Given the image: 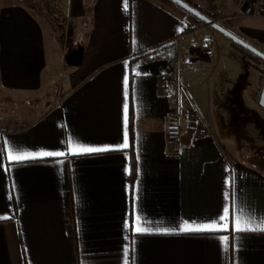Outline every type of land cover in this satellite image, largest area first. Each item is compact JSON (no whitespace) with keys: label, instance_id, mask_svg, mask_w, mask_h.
Segmentation results:
<instances>
[{"label":"crops","instance_id":"crops-1","mask_svg":"<svg viewBox=\"0 0 264 264\" xmlns=\"http://www.w3.org/2000/svg\"><path fill=\"white\" fill-rule=\"evenodd\" d=\"M249 1L191 0L264 53V4L246 15ZM51 5L62 23L33 3L0 0V88L23 98L0 107V264H132L133 256L134 264H264V232L233 230L234 219L255 217V226L264 217V160L232 154L217 139L215 115H224L227 96L219 108L206 97L204 111L178 78L192 55L211 63L214 44L184 48L194 24L160 0ZM176 45L184 59L171 51ZM62 57L68 67L59 79L52 71ZM163 80L168 94L159 92ZM236 102L234 117L243 118L248 107ZM168 113L180 115L177 153L166 147ZM125 131L129 146L120 150L10 159L67 153L70 138L116 147ZM226 207L229 218L220 221ZM214 221L228 230L180 231L185 222ZM136 224L151 231L135 233Z\"/></svg>","mask_w":264,"mask_h":264},{"label":"rangeland","instance_id":"rangeland-1","mask_svg":"<svg viewBox=\"0 0 264 264\" xmlns=\"http://www.w3.org/2000/svg\"><path fill=\"white\" fill-rule=\"evenodd\" d=\"M18 1L26 4L33 3L39 15H46L47 18L49 17L57 23H62L58 15H53L55 11V7L51 5L53 0ZM184 1L205 14V3L197 5L193 4L191 0ZM1 2H7V0H1ZM49 11L51 13H48ZM191 19L195 30L193 33L189 32L190 35L182 40L184 48L188 50L190 48L189 44L192 43L199 50H205V46L210 45V42H212L214 44L212 48L214 59H212L211 63L206 64L205 58H196L192 55L191 59L193 60L191 63L182 66L180 75L178 72V78H181L180 81H182L184 93L194 97L196 106L201 107L204 111L206 97L209 98V104L213 108H219V102L228 97L229 101L225 100L221 102V107L225 110L224 115L220 112H217L215 115L217 139L222 147L232 154L249 159L256 157L263 161L264 106H260L258 101L264 84V60L239 46L222 33H218L217 35L224 39V44L219 40L220 38L214 39V37H208L205 33L206 24L196 17H192ZM206 26L210 27L209 25ZM181 47L180 45H176L171 51L175 53L177 51L176 54H178L179 59H184L185 56L182 54ZM63 62L64 58L62 57V65L58 64L57 68L52 71L53 77H58L59 79L62 77L63 71H65L63 69L68 67ZM7 94V92L0 88V107L4 108L5 104L10 102L11 99L14 103L13 106L19 107L22 105L23 98L15 95L8 96ZM238 98L242 102V104L240 103L241 105L248 107L245 108L246 113L242 112L244 114L243 118L234 117L235 111H233L232 106L238 105L236 102ZM28 103L38 105L40 104V100L33 98ZM42 103H46L43 105L44 108L49 105L46 101H42ZM43 106L42 109H44ZM249 108L256 110L258 113L257 118L256 115H253L255 113L250 112L251 109ZM236 112L239 111L237 110ZM250 155L251 157H249Z\"/></svg>","mask_w":264,"mask_h":264},{"label":"snow or ice","instance_id":"snow-or-ice-1","mask_svg":"<svg viewBox=\"0 0 264 264\" xmlns=\"http://www.w3.org/2000/svg\"><path fill=\"white\" fill-rule=\"evenodd\" d=\"M124 5L125 8L128 6V0H124ZM125 84H128L127 77L125 78ZM124 112H125V125L128 123V104L126 103L124 106ZM69 147H68V152H62V151H55V152H50V151H41V152H25V153H20V154H11L10 159L12 161H25V160H35L37 158H43V157H63L66 154H71V155H82V154H91V153H98V152H107V151H112V150H120L122 148H127L129 146L128 144V134L127 131H125L124 134V143L122 145L116 146V147H91V146H83L78 144V142L75 141L74 138H70L69 141L67 142ZM4 218V217H0ZM229 218V208L224 209V215H222L219 220L220 221H226ZM256 218L255 217H250L249 220L247 221H241L239 219H234V231L238 232H264V217L259 218V222L256 223L255 226H252V221H254ZM127 227V225H126ZM134 232L135 233H145V232H150L151 229L148 227H143L140 226L139 224H136L134 226ZM227 227L224 224H218L217 222H213L211 224H201L198 226H191L187 222H185L184 226L180 228V231L182 232H216V231H227ZM169 231V230H165ZM175 231V230H171ZM224 240H228V237H222ZM133 252H134V244L135 241L133 240ZM129 255L128 250L125 249V256L127 257ZM125 264H128V261L125 260ZM132 264H134V256L132 258Z\"/></svg>","mask_w":264,"mask_h":264},{"label":"built area","instance_id":"built-area-1","mask_svg":"<svg viewBox=\"0 0 264 264\" xmlns=\"http://www.w3.org/2000/svg\"><path fill=\"white\" fill-rule=\"evenodd\" d=\"M264 0H250L244 9L246 15H257L263 7ZM185 54H183L184 56ZM169 83L163 80L162 85L159 88L161 94L169 93ZM182 134V126L180 121V115L177 113H168L166 115L165 123V139L166 147L170 153L178 152L177 139Z\"/></svg>","mask_w":264,"mask_h":264},{"label":"water","instance_id":"water-1","mask_svg":"<svg viewBox=\"0 0 264 264\" xmlns=\"http://www.w3.org/2000/svg\"><path fill=\"white\" fill-rule=\"evenodd\" d=\"M169 1H171L172 3L177 5L178 7L182 8L183 10L187 11L188 13L193 15L194 17L198 18L199 20H201L205 24L211 26L216 31L222 33L223 35H225L226 37L231 39L233 42H235L239 46L243 47L244 49L250 51L252 54L256 55L260 59L264 60V53L262 51H260L259 49H257L253 45L249 44L245 40L241 39L240 37H238L237 35H235L231 31H229L228 29L224 28L223 26H221L219 23H217L216 21H214L213 19H211L207 15L201 13L200 11H198L197 9H195L194 7L189 5L184 0H169ZM258 104L260 106H264V84L262 86V90H261V93L259 96Z\"/></svg>","mask_w":264,"mask_h":264},{"label":"trees","instance_id":"trees-1","mask_svg":"<svg viewBox=\"0 0 264 264\" xmlns=\"http://www.w3.org/2000/svg\"><path fill=\"white\" fill-rule=\"evenodd\" d=\"M161 3L175 9L176 11H178L181 15H184L187 19L191 20L192 21V17H194L193 15H191L190 13H188L187 11L183 10L182 8L178 7L177 5H175L174 3H172L171 1L169 0H160ZM193 7V6H192ZM196 9V8H195ZM193 23V21H192ZM194 30L193 27L190 28V31ZM257 58V57H256ZM248 157V156H247Z\"/></svg>","mask_w":264,"mask_h":264},{"label":"flooded vegetation","instance_id":"flooded-vegetation-1","mask_svg":"<svg viewBox=\"0 0 264 264\" xmlns=\"http://www.w3.org/2000/svg\"><path fill=\"white\" fill-rule=\"evenodd\" d=\"M251 115H252V114H251ZM251 115H250V116H251ZM253 115H256V118H257V116H258L257 114H253ZM249 157H251V155H250ZM251 158H256V157H251Z\"/></svg>","mask_w":264,"mask_h":264}]
</instances>
